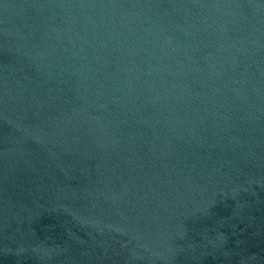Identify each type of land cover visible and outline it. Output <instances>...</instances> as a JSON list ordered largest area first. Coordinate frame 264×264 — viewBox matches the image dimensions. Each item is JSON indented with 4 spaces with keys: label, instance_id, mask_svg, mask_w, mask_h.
Returning <instances> with one entry per match:
<instances>
[{
    "label": "water",
    "instance_id": "obj_1",
    "mask_svg": "<svg viewBox=\"0 0 264 264\" xmlns=\"http://www.w3.org/2000/svg\"><path fill=\"white\" fill-rule=\"evenodd\" d=\"M0 264H264V0H0Z\"/></svg>",
    "mask_w": 264,
    "mask_h": 264
}]
</instances>
